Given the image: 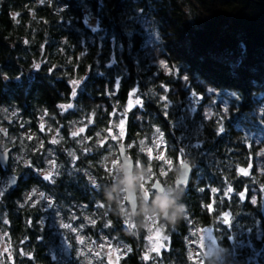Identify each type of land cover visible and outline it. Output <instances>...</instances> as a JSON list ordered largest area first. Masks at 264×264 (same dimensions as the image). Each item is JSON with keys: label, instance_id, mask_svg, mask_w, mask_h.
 <instances>
[{"label": "trees", "instance_id": "16d2710c", "mask_svg": "<svg viewBox=\"0 0 264 264\" xmlns=\"http://www.w3.org/2000/svg\"><path fill=\"white\" fill-rule=\"evenodd\" d=\"M263 123L264 3L0 0V264H109L118 243L122 264H264ZM121 144L149 179L134 219ZM152 180L178 219L150 212Z\"/></svg>", "mask_w": 264, "mask_h": 264}, {"label": "rangeland", "instance_id": "374dc122", "mask_svg": "<svg viewBox=\"0 0 264 264\" xmlns=\"http://www.w3.org/2000/svg\"><path fill=\"white\" fill-rule=\"evenodd\" d=\"M262 128V132L264 134V123L262 124L261 126ZM119 156H111L110 158V165L111 167H114V165H117L119 167V171H120V175H122V171H121V162L120 160L118 159ZM183 163V162H182ZM181 163V164H182ZM180 164V165H181ZM118 182L122 183V186H119L120 189L124 190V183H123V176L118 177L116 179ZM154 180V179H153ZM152 180V182H153ZM138 187L137 189L140 190L141 189H146V187L144 186L145 183L147 184L149 182V179L148 178H144L142 176H140L138 178ZM120 190V202L122 203V205H125L126 202H125V194L121 192ZM130 211V210H129ZM129 223H132V219L129 217L127 218ZM148 224H147V231H148V234H149V241L153 244V247L155 250H161V248H163V244H164V240H165V236L163 235L164 233V227L157 221V218L155 215L151 214V215H148ZM154 225H156V228L153 229ZM125 228H129L130 227V224H124ZM213 234L211 232L207 233L204 235L205 237V240L201 241L202 245H201V248H202V251L199 252V249H195V253L196 255L202 259V258H206V257H209L213 252H218V245H217V242L214 240ZM120 243L117 244V247L108 251L109 252V257L107 258V262H109V264H117L118 262V259L120 257H122V252L123 250H127V247H124L123 245H120ZM160 248V249H159ZM121 250V251H120ZM201 252L204 254V256H200L201 255ZM200 254V255H199Z\"/></svg>", "mask_w": 264, "mask_h": 264}, {"label": "water", "instance_id": "95a60500", "mask_svg": "<svg viewBox=\"0 0 264 264\" xmlns=\"http://www.w3.org/2000/svg\"><path fill=\"white\" fill-rule=\"evenodd\" d=\"M260 3H264V0H256ZM118 155L120 158V162H121V171H122V176H123V181L125 180V178H131L129 184H124V194H125V202L126 204L129 206L130 209V213L132 214V216H136L138 214V210H139V194L137 192V189L135 187V169H136V163L135 160L127 153L126 150V146L125 144H121L118 147ZM0 156H6L7 157V165H9L10 162V152L8 151H2L0 150ZM131 164L132 167H129L128 165ZM193 178V167L188 164L187 162H183L178 169V179L176 181V186H179L181 184H178V181H186L187 184L188 182H190ZM13 181V178H11L10 180V185L11 187H13L15 185ZM159 183L162 187H164V191L162 193H156L157 195H164L166 192V187L165 185L159 181V180H155L151 186V190L153 192H155L153 185ZM131 195L134 197V202L129 200L127 197ZM141 195L142 198L147 199V193L146 191L143 189L141 191ZM163 218V217H162ZM163 220H167L164 219Z\"/></svg>", "mask_w": 264, "mask_h": 264}, {"label": "clouds", "instance_id": "9594fccd", "mask_svg": "<svg viewBox=\"0 0 264 264\" xmlns=\"http://www.w3.org/2000/svg\"><path fill=\"white\" fill-rule=\"evenodd\" d=\"M131 178H125L124 184H129ZM185 211L184 206H178L171 195H158L150 208V212L158 214L167 220H175Z\"/></svg>", "mask_w": 264, "mask_h": 264}, {"label": "snow or ice", "instance_id": "6c2138e0", "mask_svg": "<svg viewBox=\"0 0 264 264\" xmlns=\"http://www.w3.org/2000/svg\"><path fill=\"white\" fill-rule=\"evenodd\" d=\"M16 15H18V14H16ZM13 19H15V16H13ZM115 63H116V59L113 56V58L111 59V63H109L107 65V67H112ZM161 63H163V62H161ZM184 79H187V77H185ZM74 83H76V82H74ZM118 83H119V80H117V87H118ZM209 91H211V89ZM73 95H75V93H73ZM233 95H235V94H233ZM224 110L227 111V107H225ZM81 131H82V129H81ZM157 132H159V129H157ZM222 132H223V125L221 123L220 127L217 129V134H220ZM73 135H75V133H73ZM55 142L56 141H52V143H55ZM197 146L198 145H193V147H197ZM6 165H7V157L6 156H0V167H6ZM128 166L132 167L131 164H129ZM45 179L51 180V174L46 176ZM12 182H14V179H13ZM177 183L178 184H184V183H186V181L181 180V181H178ZM153 188L155 190V193H162L164 191V187H162L159 183L154 184ZM2 194H3V190L0 189V195H2ZM33 194H35V190H33ZM41 196L43 197V194H41ZM127 198L134 202V197L133 196L129 195ZM252 203H255V201H252ZM64 227H69V225H64Z\"/></svg>", "mask_w": 264, "mask_h": 264}, {"label": "flooded vegetation", "instance_id": "af4514ba", "mask_svg": "<svg viewBox=\"0 0 264 264\" xmlns=\"http://www.w3.org/2000/svg\"><path fill=\"white\" fill-rule=\"evenodd\" d=\"M151 186L152 185H150V189H151ZM143 190V189H142ZM142 190H140V192H139V197H142V195H141V191ZM145 191H146V193H147V199H144V198H142L145 202H149V200H150V195H151V193L148 191V189L146 188V189H144ZM153 193H155V192H153ZM140 199V198H139ZM139 202H140V200H139ZM130 210V209H129ZM136 216H133V219L135 218ZM132 219V218H131ZM131 220L132 221V223L134 224V220ZM120 245H123V244H120ZM119 245V246H120ZM124 246V245H123ZM125 247V246H124ZM121 251V250H120ZM127 250H123V251H121L122 252V257H120L119 259H118V262H117V264H122V262H123V260H124V257H125V252H126Z\"/></svg>", "mask_w": 264, "mask_h": 264}]
</instances>
